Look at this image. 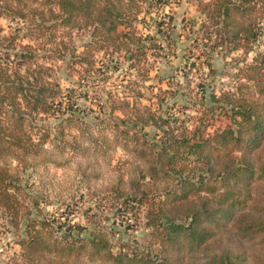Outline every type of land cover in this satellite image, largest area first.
I'll use <instances>...</instances> for the list:
<instances>
[{"label": "trees", "instance_id": "trees-1", "mask_svg": "<svg viewBox=\"0 0 264 264\" xmlns=\"http://www.w3.org/2000/svg\"><path fill=\"white\" fill-rule=\"evenodd\" d=\"M172 2L0 0V15L18 23L0 34V207L17 227L23 203L15 191L20 186L15 170L19 172L30 159L55 160L54 147L64 153L78 146L92 147L109 159V148L118 142L146 163L137 173L151 179L143 183L134 180L128 194L140 192L147 197L150 192L154 200L148 224L161 233V252L157 254L152 248L115 251L106 231L89 230V236H83L85 226L71 219L63 221L65 229L55 235V217L50 221L44 217L34 196L32 202L42 218L28 221L26 236L18 241L26 262L81 264L85 252L95 264H264V147L254 153L264 140V52H257L240 69L243 75L235 88L207 94L203 87L201 123L194 127L172 125L162 113L148 107L150 120L162 131L152 138L142 127L130 132L126 118L115 112H126L119 102L129 106L130 100L119 101V93L112 88L99 86L95 91L97 97L105 95L98 103L102 108L97 116L101 124L98 135L89 129L86 119H79L70 107L73 104H65L62 98V86L50 60L62 56L64 49L72 52L74 63L81 64L83 75L105 81L108 70L125 58L140 77L148 79V54L164 45L155 34L141 31L137 23L144 21L147 28L154 27L167 37L175 24L173 15L164 10ZM198 4L205 16L202 25L209 29L211 20L218 24L216 31L224 45L245 53L254 50L262 31L259 19L264 17L256 12L264 13V0H198ZM87 28L91 39L84 44L85 49L79 53L75 46L68 47L73 45L72 31ZM205 37L212 38V33L207 30ZM204 44L195 58L206 63L212 74L215 67L208 49L213 50L214 44ZM208 98L217 105H206ZM217 110L231 123L204 135L210 122L208 112ZM42 114L55 115L59 122L39 125L35 119ZM148 118H144L145 124L151 122ZM73 126L80 134H73L70 141L64 136L66 127ZM80 135L91 138L90 146L79 140ZM10 159L20 166L12 167ZM82 174L86 177L89 173L84 169ZM116 191H121L119 185ZM226 229L236 240L248 244L233 248L229 242L223 243Z\"/></svg>", "mask_w": 264, "mask_h": 264}, {"label": "rangeland", "instance_id": "rangeland-1", "mask_svg": "<svg viewBox=\"0 0 264 264\" xmlns=\"http://www.w3.org/2000/svg\"><path fill=\"white\" fill-rule=\"evenodd\" d=\"M198 7V0H173L171 5H167L164 11L173 15L175 24L174 30L167 37L157 32L154 27L147 28L144 21L137 23L141 31L155 34L157 40L164 45L156 52H149L148 63L151 70L146 80L130 67V61L125 58L120 59L118 64L108 70L105 81L83 75L81 64L74 63L72 52L64 49L62 56L50 60L55 64L54 71L62 86L64 103L73 104L70 107L75 108L79 119H86L90 123L89 129H92L95 135H98V127H101L100 117L97 116L102 108L98 103L105 99V95L100 98L95 94L99 86L112 88L119 93V101L130 100L129 106L119 102L126 112L118 109L115 112L126 118L124 123L128 124L131 133L142 127L149 133L147 136L150 138L156 133L162 134L150 120L148 107L153 112L162 113L172 125L191 128L201 123L199 116L203 113V87L205 86L207 94H210V91L220 94L223 90L235 88L243 75L240 69L251 62L257 52H264V17L259 19L262 31L254 42V50L245 53L243 49L224 45L221 34L216 31L218 24L215 25L214 21L209 22V29L202 25L205 16ZM256 15L262 16L264 13L258 10ZM148 21L152 22L149 18ZM192 22L193 27L190 26ZM17 24L16 20L0 15V34L9 32ZM207 30L212 33V38H204ZM89 31L88 28L82 31L73 30V45L68 47L75 46L79 53L83 51L84 44L91 39ZM206 42L214 44L213 50L212 47L208 49L215 67L212 74L208 73L209 67L206 63H201L195 58L201 51V45H206ZM97 53L98 57H101L102 52ZM205 57L203 56V59H206ZM96 64L99 65L98 62ZM161 87L168 91L161 92ZM205 103L208 106L217 105L210 98ZM134 105L137 107H133ZM136 113L140 114V119ZM148 116L151 122L145 124L144 118ZM207 116L210 122L205 128L202 126L204 135L231 123L230 118L219 110L214 113L210 111ZM41 117L35 119L39 125H55L59 122L55 115L42 114ZM124 123H120L121 127H124ZM73 134H80L78 128L66 127L64 137L71 141ZM79 140L85 145L91 144L89 137L80 135ZM260 144L261 146L255 147L254 153L260 152V147H264V140ZM52 152L55 160L30 159L28 164L23 166L15 159L9 160L12 167L20 166L19 172L18 169L15 170L20 183L15 191L23 205L16 220L17 227L9 220L5 208L0 207V264H30L22 257V246L18 241L26 236L28 221L42 218L32 202L34 196L38 200L37 207L42 208L43 216L49 221L55 217V235L65 229L63 221L71 219L85 226L83 236H89V230L106 231L115 251L132 252L134 249L152 248L154 254L161 252V233L152 224H148V211L152 208L150 206L154 198L150 192L147 197L141 196L140 192H137L136 196L128 194L129 186H132L134 180L143 183L151 179L149 176L144 179L137 173L139 167L146 166L142 159L134 157L118 142L109 148V159L98 155L92 147L84 149L78 146L73 150L67 148L64 153L54 147ZM261 155H264V150ZM84 169L89 173L86 177L82 174ZM118 185L121 191H116ZM60 223H63L62 227H58ZM231 233L230 229L224 230L223 243L229 242L233 248H242V244H248L236 240ZM81 259V264H95L85 252H82Z\"/></svg>", "mask_w": 264, "mask_h": 264}]
</instances>
